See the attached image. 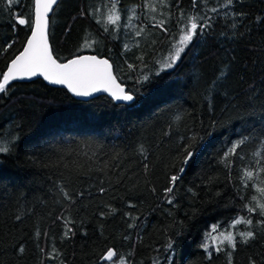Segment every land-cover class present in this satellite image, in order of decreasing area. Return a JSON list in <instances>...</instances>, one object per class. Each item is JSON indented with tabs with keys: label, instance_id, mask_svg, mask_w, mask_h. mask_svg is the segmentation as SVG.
I'll return each instance as SVG.
<instances>
[{
	"label": "trees",
	"instance_id": "trees-1",
	"mask_svg": "<svg viewBox=\"0 0 264 264\" xmlns=\"http://www.w3.org/2000/svg\"><path fill=\"white\" fill-rule=\"evenodd\" d=\"M150 2L155 12L145 0H119L116 26L107 24L112 0H59L49 16L54 57H106L133 102L80 101L41 79L12 81L0 93V137L15 138L0 153V264H264L257 223L264 217L244 207L256 206L253 196L264 203V173L249 187L241 181L244 169L264 166L253 155L264 153V0L228 8L220 7L225 0H198L195 8L193 0ZM213 7L218 13L207 11ZM16 14L33 18V0L11 9L0 0V79L30 32ZM196 14L211 17V26L161 70ZM193 135L203 139L170 204L164 190L184 167L176 158ZM243 136L250 139L226 165L221 158ZM239 217L253 223L234 225ZM249 230L254 238L244 242L239 233ZM228 232L235 248L215 251L218 242L206 234ZM170 239L174 251L166 250ZM109 249L113 261L102 259Z\"/></svg>",
	"mask_w": 264,
	"mask_h": 264
},
{
	"label": "snow or ice",
	"instance_id": "snow-or-ice-1",
	"mask_svg": "<svg viewBox=\"0 0 264 264\" xmlns=\"http://www.w3.org/2000/svg\"><path fill=\"white\" fill-rule=\"evenodd\" d=\"M59 0H34V19L31 17L25 18L21 14L15 15L16 25L27 26L30 29L31 34L27 37L26 43L23 45V50L19 52L18 55H15L11 59L10 63L7 65V70L2 73V79H0V93H6L10 88V82L18 80L31 78L35 76H43L45 80L49 81L52 84H64L67 85L68 89L77 96H89L94 92L98 91H107L109 92L113 99L121 100L125 102H130L135 99L133 92H126L123 87H121L116 82V77L113 75L112 65L109 64L107 59H98L96 56H75L72 59H69L66 63H58L57 59L53 55V51L49 45V13L55 10V6L58 5ZM119 0H112L111 9L109 15L107 16V24L116 26L121 20V16L117 9V4ZM198 0H193V7L195 8ZM206 2V0H205ZM234 0H225V3L221 4L220 7L228 8L231 7ZM18 3V0H7L8 8L11 9L13 5ZM160 4H164L165 0H159ZM145 6L151 11L155 12L156 7L150 2V0H145ZM207 11L212 13H218V8L213 7L207 9ZM183 17V12H182ZM133 17H129V23ZM155 19V17H152ZM212 18L205 15H192L187 17V23L182 24L180 28L179 40L173 44V49L171 50L169 57L165 59L164 64L162 65L161 70L173 67L177 61L181 58L182 54L185 52V49L189 44L192 43L193 39L198 34H203L211 26ZM165 24L164 20H160L156 26L163 27ZM105 31H108L106 26ZM166 30V29H165ZM143 29H140L136 32V35L139 36ZM90 47L91 45H87ZM12 45L9 44L6 46L4 51H7L8 48H11ZM127 48V45H125ZM142 59V57L140 58ZM129 69H132L134 66L132 64L128 65ZM144 79H148L147 76ZM210 97V103H211ZM175 120H180L179 115L174 117ZM167 135V133H165ZM210 135V133H209ZM203 137H198L193 135L189 137L185 143L181 146L182 152L178 154L177 160L180 161L182 165H188L191 160L196 156L199 151V143ZM249 136H243L242 138L234 141L231 147L227 152L224 153V156L221 158L223 162L227 163L228 158L232 155L238 153V149L241 148L248 140ZM15 138L12 140H6L5 138L0 137V153H9L11 147L14 144ZM261 144L264 145V140L261 141ZM141 152H143V145L140 146ZM254 156L260 157L256 161L258 165L261 164V160H264V153L255 152ZM113 160L118 159L117 156L112 157ZM67 167V165H65ZM104 167H108L105 162ZM176 167V165H174ZM147 168V165H145ZM186 171L185 167L180 166L176 174L169 177L170 186L165 188V195L167 197L168 203H172V194L177 186L178 181L182 179L181 174ZM264 173V166H260L255 171L251 169H244L241 176V181L245 187H249L250 181L255 179L258 174ZM191 191V189H189ZM61 191L64 194L65 199L71 200V195L65 191L63 188ZM101 192H104V188H100ZM260 193H264V188H259ZM78 195H83V193H78ZM252 199L257 201L255 207L250 204L244 205L249 213L258 212V214L264 217V203H260L256 196H253ZM19 219V217H17ZM245 222L249 225L253 223L251 218L239 217L234 221L235 224ZM66 226L70 221H65ZM262 227H264V220L257 221ZM233 225V226H234ZM131 227V225H130ZM213 232L216 231V226H213ZM71 229H68L70 232ZM68 232L65 235H68ZM209 239L213 242H218L215 251H223L224 248L221 245L227 244L232 248H235L236 239L232 232L220 233L218 236H213L211 233L206 234ZM240 238L247 242L248 239L254 238V232L249 230L247 232L239 233ZM175 241L169 240L166 245V250L174 251ZM206 251L210 249L207 242L201 245ZM23 251V248L20 249ZM116 253L109 249L105 256L102 257L105 261H113L116 257ZM231 254L229 253V257ZM209 258L210 255H209ZM170 259V258H169ZM123 264V261L121 262ZM229 264H231V259H229Z\"/></svg>",
	"mask_w": 264,
	"mask_h": 264
},
{
	"label": "water",
	"instance_id": "water-1",
	"mask_svg": "<svg viewBox=\"0 0 264 264\" xmlns=\"http://www.w3.org/2000/svg\"><path fill=\"white\" fill-rule=\"evenodd\" d=\"M51 13H52V12H51ZM51 13H49V16L51 15ZM33 19H34V0H33ZM30 34H31V32H29L28 36H29ZM28 36H27V37H28ZM26 39H27V38H26ZM25 43H26V40H25L24 44H25ZM24 44H23V45H24ZM49 45H50V43H49ZM50 48H51V46H50ZM22 50H23V46H22V48H21L20 51H22ZM20 51H19V52H20ZM19 52H18L16 55H18ZM79 55H83V56H96L98 59H107L106 57L98 56V55H96V54H94V53H88V52L79 53V54H77V55H75V56H79ZM75 56H72V57H70V58H68V59H66V60H64V61H58V60H57V62H58V63H66L69 59H72V58H74ZM14 57H15V56H14ZM14 57H13V58H14ZM13 58H12V59H13ZM107 60H108L109 64L112 65V63L110 62V60H109V59H107ZM10 61H11V60H10ZM10 61L7 63V65L10 63ZM7 65H6V68H5L4 71L7 70ZM112 68H113V65H112ZM4 71H3V72H4ZM113 75L116 77V75H115V73H114V69H113ZM1 79H2V77H1ZM34 79H41L46 85L51 86V87L62 88V89H64V90H66V91L69 93V95H70L71 97H73V98L76 99V100H80V101H87V100H89V99H93V98L98 97V96H101V95H105V96H107V97L110 98L114 103H118V104H129V103H131V102L134 101V100H133V101H130V102H125V101H121V100H115V99H113L112 95H111L109 92H107V91H103V90L98 91V92H94V93H92V94L89 95V96H77V95H75L73 92H71V91L68 89L67 85H64V84H52V83H50L49 81L45 80L43 76H35V77H31V78L18 79V80H15V81H16V82H29V81H32V80H34ZM116 82H117L121 87H123V88L125 89V91H126V87L118 81L117 77H116ZM126 92H127V91H126ZM184 167H185V165H184ZM107 251H108V250H107ZM107 251H106V253H107ZM106 253H105L103 256H105Z\"/></svg>",
	"mask_w": 264,
	"mask_h": 264
}]
</instances>
